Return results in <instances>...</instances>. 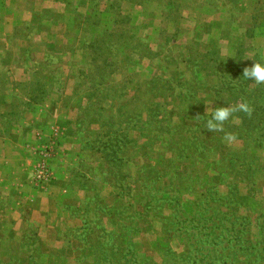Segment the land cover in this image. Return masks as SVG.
<instances>
[{
  "label": "rangeland",
  "instance_id": "rangeland-1",
  "mask_svg": "<svg viewBox=\"0 0 264 264\" xmlns=\"http://www.w3.org/2000/svg\"><path fill=\"white\" fill-rule=\"evenodd\" d=\"M254 62L264 0H0V96L56 118L29 145L30 187L75 162V203L50 227L1 200L0 264H264ZM251 94L263 113L240 118ZM217 107L232 112L210 131ZM52 142L53 179L39 184Z\"/></svg>",
  "mask_w": 264,
  "mask_h": 264
},
{
  "label": "crops",
  "instance_id": "crops-1",
  "mask_svg": "<svg viewBox=\"0 0 264 264\" xmlns=\"http://www.w3.org/2000/svg\"><path fill=\"white\" fill-rule=\"evenodd\" d=\"M14 99L16 98L12 97L11 100L7 96H0V202L11 197L13 205L16 206H13L11 211L15 210L18 213L31 211L34 214L33 220L37 219V223L40 224L32 220V225L48 228L51 225L48 213L64 212L67 205L72 206L75 203V200L74 202L71 200L73 198L71 191L75 188L72 171L75 162L71 159L55 160V181L40 192L30 187L34 171L33 161L36 158H30L29 145L33 144L36 147L40 144L37 134H42V139L47 141L51 125L56 118L52 121L47 108L40 107L33 112L27 104ZM7 120L13 121L14 125L7 127ZM44 213H47L45 218ZM40 218L43 221H40Z\"/></svg>",
  "mask_w": 264,
  "mask_h": 264
},
{
  "label": "clouds",
  "instance_id": "clouds-1",
  "mask_svg": "<svg viewBox=\"0 0 264 264\" xmlns=\"http://www.w3.org/2000/svg\"><path fill=\"white\" fill-rule=\"evenodd\" d=\"M243 76L248 80L251 79L257 84L264 83V63L254 62L251 68H245ZM244 110H248L246 106L244 107ZM231 112L232 110L229 108H215L212 112L211 119L207 121L208 129L210 131L219 130L223 122L229 119ZM226 139L231 141L234 137L227 136Z\"/></svg>",
  "mask_w": 264,
  "mask_h": 264
},
{
  "label": "built area",
  "instance_id": "built-area-1",
  "mask_svg": "<svg viewBox=\"0 0 264 264\" xmlns=\"http://www.w3.org/2000/svg\"><path fill=\"white\" fill-rule=\"evenodd\" d=\"M57 143L52 142L43 148L41 152L42 160L36 174V181L39 184H46L53 179L51 161L55 157Z\"/></svg>",
  "mask_w": 264,
  "mask_h": 264
},
{
  "label": "trees",
  "instance_id": "trees-1",
  "mask_svg": "<svg viewBox=\"0 0 264 264\" xmlns=\"http://www.w3.org/2000/svg\"><path fill=\"white\" fill-rule=\"evenodd\" d=\"M242 92H244L243 90H241ZM253 94H251L252 96ZM254 100H252L251 102H247L244 107L246 106V108L248 109L247 111L244 110V107L242 109H240L239 107V110L242 112L241 115H240V118H243V115L248 112L251 108L253 109V114H257V113H263L262 109L258 106H256V101H257V94H254ZM245 102V101H244ZM248 106V107H247ZM243 125H247V123L243 122Z\"/></svg>",
  "mask_w": 264,
  "mask_h": 264
}]
</instances>
